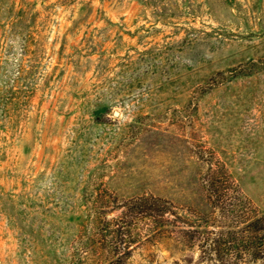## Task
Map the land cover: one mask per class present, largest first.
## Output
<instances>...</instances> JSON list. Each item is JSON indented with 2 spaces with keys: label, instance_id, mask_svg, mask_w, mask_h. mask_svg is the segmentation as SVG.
Segmentation results:
<instances>
[{
  "label": "rangeland",
  "instance_id": "rangeland-1",
  "mask_svg": "<svg viewBox=\"0 0 264 264\" xmlns=\"http://www.w3.org/2000/svg\"><path fill=\"white\" fill-rule=\"evenodd\" d=\"M210 164L241 191L224 220ZM144 194L220 243L174 222L121 264H246L232 226L264 212V0H0V264H106L97 209Z\"/></svg>",
  "mask_w": 264,
  "mask_h": 264
},
{
  "label": "trees",
  "instance_id": "trees-1",
  "mask_svg": "<svg viewBox=\"0 0 264 264\" xmlns=\"http://www.w3.org/2000/svg\"><path fill=\"white\" fill-rule=\"evenodd\" d=\"M225 184H229L230 187H226ZM204 188L208 199L213 198L214 200L212 209L221 210L219 215L216 213V217L224 220L226 216L224 212H227L226 206L231 205L226 204L224 198L228 195V190L233 188L241 194L237 184L229 178L224 169L210 164ZM97 210L95 218L97 221L92 234L101 240L98 249H101L100 253L105 256L106 264H121L131 254L134 246L152 240L158 235L170 239L175 233L176 225L183 227L180 231L182 238L189 237L188 234L193 232L188 226L195 227L194 230L199 234L196 237L197 242L201 243L200 247H204L207 253H216L220 243V231H206L202 229L206 225L189 224L185 217L176 215L169 201L152 194L133 196L124 200L113 199L108 201L107 205L105 202V205ZM109 212H117V214L107 218L105 214ZM249 213L242 208L235 219L237 225L232 227H238L235 233L239 234L242 244L249 243L246 248L248 256L246 264H261V262L264 263V212L260 213L258 209L253 208L252 213ZM174 222L178 224L174 226ZM211 222L215 224L213 227H221L215 223L218 222L215 219ZM205 232L210 233L211 236L204 237L202 234Z\"/></svg>",
  "mask_w": 264,
  "mask_h": 264
},
{
  "label": "water",
  "instance_id": "water-1",
  "mask_svg": "<svg viewBox=\"0 0 264 264\" xmlns=\"http://www.w3.org/2000/svg\"><path fill=\"white\" fill-rule=\"evenodd\" d=\"M116 114V112H114Z\"/></svg>",
  "mask_w": 264,
  "mask_h": 264
}]
</instances>
